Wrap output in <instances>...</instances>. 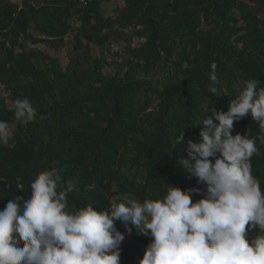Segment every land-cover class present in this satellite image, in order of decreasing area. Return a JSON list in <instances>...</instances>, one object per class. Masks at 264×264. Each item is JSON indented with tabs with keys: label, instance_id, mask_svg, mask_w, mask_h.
Returning a JSON list of instances; mask_svg holds the SVG:
<instances>
[{
	"label": "trees",
	"instance_id": "1",
	"mask_svg": "<svg viewBox=\"0 0 264 264\" xmlns=\"http://www.w3.org/2000/svg\"><path fill=\"white\" fill-rule=\"evenodd\" d=\"M123 3L114 20L104 21L94 0L85 8L73 0H23L20 10L0 0V84L10 92L12 103L27 97L37 112L27 125L17 122L8 145H0V210L14 197L27 198L34 175L51 168L59 171L63 183L74 186L68 194L69 210L85 204L106 209L125 195L141 202L161 198L164 184L182 191L199 188L192 201L203 198L204 185L178 161L187 158L188 140L199 142L201 129L193 125L209 106L226 112L244 80L255 79L264 87V0ZM70 21L79 24V42L98 46L107 44L109 34L140 28L134 34L143 43L126 51L122 77L77 75L58 67L47 73L38 66L34 51L17 50L22 39L61 43ZM106 30L111 32L104 35ZM125 40L131 43V37ZM178 46L189 50L183 56L185 68L177 69V80L153 88L145 78ZM213 62L215 84L209 79ZM14 111L0 110V120L11 124ZM181 131L183 141L174 144ZM236 133L262 134L250 114L234 122ZM257 148L252 174L264 191V145L259 139ZM115 226L123 234L119 221ZM247 235L254 238L249 231ZM149 243L140 239L131 255L121 243L120 264L136 260Z\"/></svg>",
	"mask_w": 264,
	"mask_h": 264
},
{
	"label": "clouds",
	"instance_id": "2",
	"mask_svg": "<svg viewBox=\"0 0 264 264\" xmlns=\"http://www.w3.org/2000/svg\"><path fill=\"white\" fill-rule=\"evenodd\" d=\"M216 69L211 63L213 84ZM258 84L242 81L226 112L209 106L193 125L201 129L200 140L187 141V158L178 164L204 185L203 198L192 201L199 188L164 184L161 198L141 202L125 195L106 209L85 204L69 210L73 184L63 183L56 168L45 169L32 178L27 198L14 197L0 210V264H120L124 235L117 221L129 233L152 238L138 264H264V191L251 164L257 139L264 145V87ZM13 104V122L0 120V145H8L17 122L37 117L29 98ZM249 114L262 134L233 135L234 122ZM183 139L181 131L174 144ZM255 228L259 233L250 239L247 232Z\"/></svg>",
	"mask_w": 264,
	"mask_h": 264
},
{
	"label": "rangeland",
	"instance_id": "3",
	"mask_svg": "<svg viewBox=\"0 0 264 264\" xmlns=\"http://www.w3.org/2000/svg\"><path fill=\"white\" fill-rule=\"evenodd\" d=\"M13 3H18L20 0H9ZM99 3V14L104 21H112L116 17L117 11L123 7V0H94ZM75 21V20H74ZM69 31L62 39V42L49 40L34 44L28 40L22 39V47L17 49L34 51L37 64L44 72L48 73V68H59L62 71H72L74 74H92L97 73L100 77H122L125 72V60L127 58L126 51L139 47L143 43V39L135 36L134 32L138 28L135 26L119 30L118 35L114 36L109 34L108 42L104 46H98L95 43H86L77 37V29L79 24H74L72 21ZM104 31V35H108ZM131 37V43L125 38ZM189 50L182 49V46L175 47L171 56L165 61L164 64L151 69L145 78L150 82L153 88L160 89L164 86L167 80L175 81L178 79V68H185L186 62L183 56L188 55ZM14 109L10 92L0 84V110L12 111ZM153 111L150 109L148 112ZM120 225H124L120 222ZM131 228V225H129ZM251 234L255 233L253 229L250 230ZM124 239L121 242L124 249L128 254H135L137 243L140 239L147 238L151 242L150 236L138 234L135 229L131 233L125 230ZM145 250H140L136 256V260L131 261L129 264H136L142 259Z\"/></svg>",
	"mask_w": 264,
	"mask_h": 264
},
{
	"label": "built area",
	"instance_id": "4",
	"mask_svg": "<svg viewBox=\"0 0 264 264\" xmlns=\"http://www.w3.org/2000/svg\"><path fill=\"white\" fill-rule=\"evenodd\" d=\"M22 1L20 0V2L18 3H12L15 4L17 6V10H20L22 8ZM74 2H76L81 8H85L87 7L93 0H73Z\"/></svg>",
	"mask_w": 264,
	"mask_h": 264
},
{
	"label": "crops",
	"instance_id": "5",
	"mask_svg": "<svg viewBox=\"0 0 264 264\" xmlns=\"http://www.w3.org/2000/svg\"><path fill=\"white\" fill-rule=\"evenodd\" d=\"M253 231H255V233L251 234V232L249 231V234L252 235V236L255 238V236L259 233V229L256 228V229H253ZM129 263H130V262H128V264H129Z\"/></svg>",
	"mask_w": 264,
	"mask_h": 264
}]
</instances>
